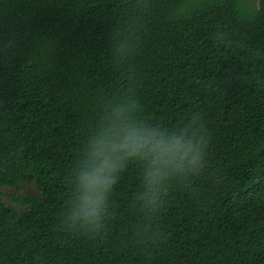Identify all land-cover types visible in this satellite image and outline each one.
Instances as JSON below:
<instances>
[{"label": "trees", "instance_id": "16d2710c", "mask_svg": "<svg viewBox=\"0 0 264 264\" xmlns=\"http://www.w3.org/2000/svg\"><path fill=\"white\" fill-rule=\"evenodd\" d=\"M194 115L205 167L158 207L153 155L121 145ZM104 156L126 169L103 229H66L75 176ZM0 264H264V0H0Z\"/></svg>", "mask_w": 264, "mask_h": 264}, {"label": "clouds", "instance_id": "9594fccd", "mask_svg": "<svg viewBox=\"0 0 264 264\" xmlns=\"http://www.w3.org/2000/svg\"><path fill=\"white\" fill-rule=\"evenodd\" d=\"M119 35L117 30L113 31L110 48L113 57L123 63L132 55L134 46H126L123 40H117L116 37ZM196 117L199 116L194 115L187 124L169 129L166 139L158 138L159 133L155 131L134 129L132 134L125 138L129 143L121 145L129 149L126 152L128 163L138 156L144 158L148 154L153 155L146 171L147 186L159 191L158 207L162 193L167 189V183L181 178L184 182H188L205 167L210 135L201 118ZM142 150H146V153ZM102 155H104L103 148L93 152L96 158ZM162 168L167 171H161ZM125 169L126 162L123 158L114 159L111 156H104L102 163L99 165L93 163L90 168L76 175L78 194L74 198L72 210L64 211L62 222L65 228L72 231L80 229L86 232L101 231L108 213V197ZM165 181L167 183H164ZM157 185L161 187L157 189Z\"/></svg>", "mask_w": 264, "mask_h": 264}, {"label": "rangeland", "instance_id": "374dc122", "mask_svg": "<svg viewBox=\"0 0 264 264\" xmlns=\"http://www.w3.org/2000/svg\"><path fill=\"white\" fill-rule=\"evenodd\" d=\"M258 2V0H257ZM16 190L13 187H5L4 193H5V201L10 204V200L12 197L15 196ZM20 194L26 195V194H35V188L34 185L30 182H24L21 190L19 191Z\"/></svg>", "mask_w": 264, "mask_h": 264}]
</instances>
